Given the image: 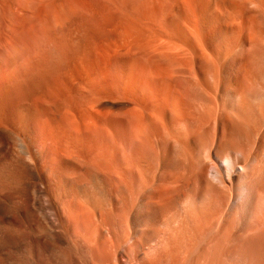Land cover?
Returning a JSON list of instances; mask_svg holds the SVG:
<instances>
[{
    "label": "bare ground",
    "instance_id": "bare-ground-1",
    "mask_svg": "<svg viewBox=\"0 0 264 264\" xmlns=\"http://www.w3.org/2000/svg\"><path fill=\"white\" fill-rule=\"evenodd\" d=\"M0 264H264V0H0Z\"/></svg>",
    "mask_w": 264,
    "mask_h": 264
},
{
    "label": "rangeland",
    "instance_id": "rangeland-1",
    "mask_svg": "<svg viewBox=\"0 0 264 264\" xmlns=\"http://www.w3.org/2000/svg\"><path fill=\"white\" fill-rule=\"evenodd\" d=\"M55 53V54H54ZM58 56V52H57V49H52V51L50 50L49 52H47V54H45L44 56H43V58L40 60V61H38L37 63H33V64H31V65H29V64H27L26 66V68H33L34 66V64H38V63H47V62H49V64L51 63V62H53L55 59L54 58H56ZM52 60V61H51ZM48 64V63H47ZM33 66V67H32Z\"/></svg>",
    "mask_w": 264,
    "mask_h": 264
}]
</instances>
